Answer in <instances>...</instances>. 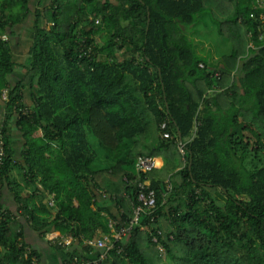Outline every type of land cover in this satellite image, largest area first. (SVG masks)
<instances>
[{
	"label": "trees",
	"instance_id": "16d2710c",
	"mask_svg": "<svg viewBox=\"0 0 264 264\" xmlns=\"http://www.w3.org/2000/svg\"><path fill=\"white\" fill-rule=\"evenodd\" d=\"M32 1L0 0V201L15 207L0 202V264H40L28 233L61 264L80 259L84 239L108 235L109 220H131L143 180L155 194L154 222L142 213L104 264H160L158 248L170 264H264L255 0H35L34 10ZM29 18L18 64L11 40ZM200 26L230 46L215 66L196 51ZM140 156L163 166L142 174ZM66 236L73 242L63 247Z\"/></svg>",
	"mask_w": 264,
	"mask_h": 264
},
{
	"label": "built area",
	"instance_id": "2783aa9c",
	"mask_svg": "<svg viewBox=\"0 0 264 264\" xmlns=\"http://www.w3.org/2000/svg\"><path fill=\"white\" fill-rule=\"evenodd\" d=\"M254 7L258 11H260L259 15V23H258V40L264 44V0H255ZM248 37L251 38V34H248ZM84 43V41H82ZM250 49H255L253 42L251 41L249 44ZM82 52V51H81ZM90 52V49H88ZM88 54V53H87ZM2 99L6 100V90L2 93ZM166 128V124L163 123L160 126V129L163 131ZM161 137L164 139H170L168 133L161 132ZM180 152H182V146L179 145ZM4 157V149L3 142L0 139V165H2V158ZM157 161L154 158L149 157H138L136 159L135 167L136 170L142 174L152 171L156 169ZM139 191L137 200L141 203V205L135 207L133 210V216L131 220L128 222L118 223L117 221L109 220L107 224V228L110 231L108 235H104L103 233H98L99 236L93 237L92 239H84L82 241V246L79 249L82 257L78 259L77 257L68 258L64 264H104L107 259V252L113 249L114 243L121 241L124 237H126L134 228L139 224V218L142 213L147 212V217L150 218V222H154L153 214L156 209V201L154 191L150 189V183L148 180H143L139 185ZM169 189V186H167ZM2 210L0 209V214H2ZM2 216L0 215V220ZM118 224V225H117ZM112 237V238H111ZM155 241V240H154ZM73 242L71 236L61 237L60 245L63 247L69 246ZM88 249V251L84 250V248Z\"/></svg>",
	"mask_w": 264,
	"mask_h": 264
},
{
	"label": "rangeland",
	"instance_id": "374dc122",
	"mask_svg": "<svg viewBox=\"0 0 264 264\" xmlns=\"http://www.w3.org/2000/svg\"><path fill=\"white\" fill-rule=\"evenodd\" d=\"M48 2H50V0H44L42 2V6L46 7L48 5ZM30 8L32 10H34L36 8L35 0H33L30 3ZM32 27H33L32 18H29L23 24H21L15 28V34L16 35L11 41H12L13 57H14V60L18 64H22L25 61L27 50L31 44ZM197 29H198L197 34H192L193 35L192 37H193V43L194 44L202 46V49H201L202 52L197 51L198 54L201 57L207 58L211 63L213 62L216 65L219 64L221 61V57L228 53V51L230 49L229 44L226 43V41L223 38L219 37L216 34V30L214 27L207 28L204 30V27L200 26ZM18 69L19 68H16L15 71H16L17 75H20ZM13 134H14V139L18 142V139H19L18 135H16L15 131H13ZM19 150H20V148H18L17 152H16L17 157H19ZM98 155H99L98 160H96V162L98 164H107L108 163V161L106 160V157L103 153L99 152ZM156 169H159L158 165L156 166ZM10 177L13 181L19 183L20 186L24 187V195H26L28 192V188L22 182L20 175L15 170H12ZM218 198L220 199L221 196H218ZM28 234H29L28 237L30 238L29 242L32 243L33 245L36 244V246L39 247V242H43V240L40 239L39 236L36 234H33V233H28ZM41 247L45 248L43 246H41ZM45 250H47V249L45 248ZM157 250L159 251V254H160L161 260H162V262L160 264H170V262L166 258V255L162 251V249L158 248ZM48 251H49V253H52L55 255L54 251H52L51 249H48Z\"/></svg>",
	"mask_w": 264,
	"mask_h": 264
},
{
	"label": "crops",
	"instance_id": "0c3cea01",
	"mask_svg": "<svg viewBox=\"0 0 264 264\" xmlns=\"http://www.w3.org/2000/svg\"><path fill=\"white\" fill-rule=\"evenodd\" d=\"M194 45L196 47V51L202 52V50H201L202 46L197 45V44H194ZM212 65L215 66L216 64L212 62ZM2 121H3V117H2V113H0V124ZM154 159L157 161L158 168H161L163 166V161L160 159H156V158H154ZM0 202H2L3 207H5L7 210H9V211L15 210V207H14L11 199L8 198L7 196L4 195ZM27 236H29V235H27ZM29 244L31 245V247H33L38 252H40V255H41L40 264H61V262H59V256H57V254L54 255L52 253H49L48 249H51V248L45 242H39V247H37L36 244L33 245L30 242H29ZM41 246L45 247L47 250H45V248H42Z\"/></svg>",
	"mask_w": 264,
	"mask_h": 264
}]
</instances>
